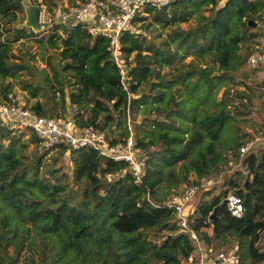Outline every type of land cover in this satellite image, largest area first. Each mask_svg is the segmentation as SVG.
Wrapping results in <instances>:
<instances>
[{"label":"trees","instance_id":"trees-1","mask_svg":"<svg viewBox=\"0 0 264 264\" xmlns=\"http://www.w3.org/2000/svg\"><path fill=\"white\" fill-rule=\"evenodd\" d=\"M45 1L46 10L56 3ZM143 10L146 15L137 17L139 25L155 32L153 38L160 37V41L142 33H120L128 64L126 86H122L103 35L88 33L82 22L54 23L47 18L36 31H27L17 26L23 17L19 0H0V79L17 77L26 68L24 62L12 60L10 47L13 41L30 36L41 46L48 43L59 48L62 69L72 77L67 99L76 106L72 119L77 126L108 128L105 137L115 143L129 135L127 111L158 112V117L133 124L134 147L145 157L138 182L125 161L105 158L91 147L60 143L52 148L68 152L70 176L50 168L45 177L39 165L48 149L39 147V138L29 132L22 139L24 129L0 125V264L16 262L23 247L28 252L26 264H33L32 246L37 248L38 264H184L183 258L192 251L188 232L179 229L166 205V192L157 195L156 190L163 179L167 180L164 187L174 190L190 182L189 171L195 176L209 175L227 162L226 153L216 151L214 145L232 115L228 92L224 90L217 98L220 83H216L232 79L247 62L251 50L241 52L240 44L256 33L246 21L263 17L264 0H170L160 8L146 6ZM190 18L195 21L192 27L174 25L164 37L159 36L157 27ZM205 55L211 66L198 63ZM185 56L189 60L183 63ZM175 61L181 65L173 66L175 73L170 77L159 71ZM189 82L204 84L206 99L198 100L193 111L203 114H196L191 126L183 128L189 113L184 104ZM59 86L60 111L53 103L43 106L38 101L30 108L64 115ZM11 87L12 82L1 83L0 97L11 93ZM21 87L32 97L39 92V86L31 82ZM234 94L243 96L239 90ZM167 120L177 125L178 135L163 127ZM203 138L204 144L197 146ZM26 141L41 152L31 160L23 152ZM242 142L237 136L225 149L234 152ZM253 147L241 158L251 176L240 178L236 169L235 177L223 181L236 186L242 202L240 215L228 212L223 188L194 203L186 215L189 228L200 234L210 253L219 238L236 239L234 246L226 247L236 264H264V249L257 244L264 229V148L257 152ZM7 245L12 246V254Z\"/></svg>","mask_w":264,"mask_h":264},{"label":"built area","instance_id":"built-area-1","mask_svg":"<svg viewBox=\"0 0 264 264\" xmlns=\"http://www.w3.org/2000/svg\"><path fill=\"white\" fill-rule=\"evenodd\" d=\"M170 0H76L74 3H55L51 10L41 3V23L43 17L54 23L70 24L82 22L90 34H101L108 41L109 57L118 68L119 80L126 86L127 62L121 51L119 36L123 31L144 34L137 17L146 14L144 7L160 8ZM40 23L39 28L42 26ZM255 50L247 57L250 65H260L264 61V51ZM0 125L9 129H28L39 138V147L50 150L57 144L69 145L73 148L91 147L112 160H122L127 164L133 180L138 182L143 175L144 155L134 147L131 132L122 141L110 143L105 133L91 125L77 126L73 119L64 115L37 113L30 106L17 102L12 93L0 97ZM129 129V127H128ZM254 138L240 143L236 151L226 153L230 166H240V176L250 177L241 158L247 150L254 146ZM231 173L230 176L235 177ZM190 182L181 183L166 197V205L172 211L180 230L187 231L193 248L184 258V264H218L223 257L221 251L210 253L200 234L189 228L186 218L190 212V204L199 189L205 190L213 186L218 179L210 175L190 178ZM223 201L231 215L238 216L242 211L240 196L235 192L234 184H227ZM227 260V258H225Z\"/></svg>","mask_w":264,"mask_h":264},{"label":"rangeland","instance_id":"rangeland-1","mask_svg":"<svg viewBox=\"0 0 264 264\" xmlns=\"http://www.w3.org/2000/svg\"><path fill=\"white\" fill-rule=\"evenodd\" d=\"M32 2L41 5V3H46L45 0H31ZM76 0H55L57 3H74ZM204 12H207V10H204ZM146 15V14H144ZM23 18V17H22ZM45 20L46 18L43 17ZM148 19V16H147ZM18 20V19H17ZM22 20V19H21ZM256 24L254 27H252V30L256 33V36L252 40L244 41L240 44L241 48L240 51L244 52V50H251L250 53H252L255 50V45L258 46L256 48L257 50H263L264 51V14L261 19H256ZM20 23V22H18ZM195 21L193 18L188 19L185 22H179L177 24L173 25H165L163 27H157V30L159 31V36L164 37L166 33L174 26L177 25L178 27H181L183 29L192 27L194 25ZM69 24V23H68ZM28 29L27 31H30L29 28L24 27ZM144 35L146 38L153 39L155 42L160 41V37H157L156 39L153 38L155 32H151L149 29L144 30ZM59 48H52L48 43H44L43 46L39 44V42L35 41L32 37H22L20 39H17L11 43L10 51L12 53V60L14 61H21L26 64V68L20 73L19 76L10 78L6 77L4 79H0V84L5 82H12V87L10 92L13 94L17 102L24 104L25 106H30L34 101L40 102L43 106H49L51 103L55 105V109L57 111H60V108H58V103L60 101V95L61 92L57 91V86L60 85L63 97H64V111L62 112L64 116L72 118V114L76 108L74 104H71L68 102V92L72 89V85L70 84L72 81V77L68 75L66 71L62 69L61 65V59L58 54ZM175 60V59H174ZM189 60V56H185L182 59L183 63H186ZM202 62L206 63V65L211 66L210 60L208 55H205L202 60H198V63L201 64ZM264 65V61L261 63ZM174 65L177 67L181 65V62L175 61L173 62V65H165L162 68H160V72H165L166 77H170L173 73H175ZM244 69H239L235 71L232 74V79H226L224 81H219L216 83L219 84L217 90L215 91V96L217 98L221 97L220 95L226 90L228 92L229 96L226 97L229 100H227L228 104L230 105L228 107L230 114L232 115V119L230 121H227L222 129L219 137L215 141V150L225 152L227 145L233 141L237 136H239V139H242L244 136H246L247 139L254 138V147L253 149L258 150L264 148V133H257V130H260L261 128V116L264 114V96H261L260 93H254L252 91L251 85L254 83L253 80L249 81L245 79V76L247 77L248 71H251L255 69V67L250 66L247 62L244 65ZM55 73V77H54ZM243 73V75H242ZM23 82H31L33 84H36L39 86V92L36 96L32 97L28 90L23 89L21 87ZM224 82V84H222ZM188 96L186 97V94L184 97V104L187 106L188 112L187 113V122L184 124V127L191 126L193 117L196 114H203V113H193V111L196 109L197 101L198 100H205L206 99V86L202 83H199L198 85H194L193 83L189 82L186 87ZM234 90H239L242 92L243 96H237L234 94ZM148 114H142V113H133L131 110L127 111L126 113V124L127 128L129 127L130 132L133 133V124L134 123H141L146 118L151 117H158V112H155L154 110H150L146 112ZM164 113V112H160ZM159 116H164V114H159ZM160 117V118H161ZM170 120H167L166 123H164L163 127L167 128L169 132H174L177 135L180 133L178 130L179 128L177 125H172ZM181 124L182 121L180 120ZM145 123V121H144ZM26 132H23L22 139L26 138L29 130L24 129ZM246 131L245 134L242 136V132ZM103 132L109 133L108 128L103 129ZM256 138V139H255ZM204 139V138H203ZM243 140V139H242ZM206 139L202 140L197 146H201L204 144ZM196 146V145H195ZM196 146V147H197ZM225 149V150H224ZM23 152L26 154V158L28 160H31V157L33 155H39L41 152L39 151L38 146H35L33 143L26 141V147H24ZM242 161V159H241ZM55 169L57 173H65L66 176H70L71 173V163L69 160L68 152L59 153V151L56 148H51L48 150L45 154H42L40 165H39V171L44 174L45 177L48 176V173L46 172V169ZM176 168V167H175ZM236 169L240 170V166H230L228 163H221V166L218 170H211L209 175L213 179H218L219 181L216 182L213 186L209 187V191H204L200 189L199 192H197L193 198V201L195 200V204L199 201H203L208 197L207 195L211 190L212 194L221 192L222 187L227 185L226 179L228 176L231 175L232 172H234ZM189 177H194V173L192 171H189ZM244 176L241 175L240 178H243ZM167 180L163 179L159 182L158 189L156 190L157 195H160L161 192H166L164 194L165 201L167 195L172 192V190L166 189L164 186H166ZM194 203V202H193ZM260 237L257 242L258 246L261 249H264V229L260 232ZM218 240V239H217ZM236 239H234L232 236H227L226 238H222V240L219 238L216 242V245L214 246V252H218L216 250L221 249L223 253V257L226 258L229 255V246H234V243ZM219 245V247L217 246ZM227 247V248H226ZM226 248V249H225ZM31 255L33 258V264H38V251L35 246L31 247ZM7 252L10 254L13 253V248L11 245L6 246ZM28 252L23 247L19 251L18 259L16 262L12 264H26L27 258L26 254ZM231 264H236L235 261H232Z\"/></svg>","mask_w":264,"mask_h":264},{"label":"crops","instance_id":"crops-1","mask_svg":"<svg viewBox=\"0 0 264 264\" xmlns=\"http://www.w3.org/2000/svg\"><path fill=\"white\" fill-rule=\"evenodd\" d=\"M250 66H252V65H250ZM252 67H255V69H253L252 72L248 71L247 73H244V74H247V77L245 76V79H247L249 81L253 80L252 83H254V84L251 85L252 91L254 93H256V92L260 93L261 96H264V65L260 64V65H254ZM242 68L244 69L245 67L243 66ZM242 75H243V73H242ZM261 118H262L261 119L262 120L261 121L262 126H261L260 130H257V133L263 134L264 133V114L261 116ZM245 133H246V131L242 132V134H245ZM242 139H243V141H245L247 138H246V136H244ZM212 191H214V189L211 190V192H209V194L207 195L208 197H205L206 199L212 195ZM195 200L194 201L192 200V202L190 204V207H189L190 211L193 210ZM219 250H221V249H219ZM226 258H227V260L225 258H223L221 261H219L218 264H231L232 256L230 255V253Z\"/></svg>","mask_w":264,"mask_h":264},{"label":"water","instance_id":"water-1","mask_svg":"<svg viewBox=\"0 0 264 264\" xmlns=\"http://www.w3.org/2000/svg\"><path fill=\"white\" fill-rule=\"evenodd\" d=\"M22 8L23 18L17 26H23L29 28L31 31H36L41 23V8L38 4L32 2L31 0H19ZM247 24L254 27L256 21L252 19H247ZM111 174H107V178H110ZM215 213V207L213 208L211 214Z\"/></svg>","mask_w":264,"mask_h":264}]
</instances>
